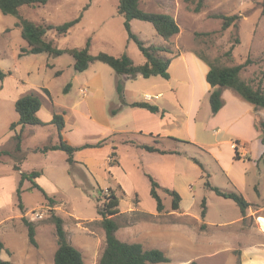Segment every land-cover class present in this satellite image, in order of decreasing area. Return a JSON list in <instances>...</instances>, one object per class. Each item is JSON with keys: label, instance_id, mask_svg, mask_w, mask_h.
Masks as SVG:
<instances>
[{"label": "crops", "instance_id": "0c3cea01", "mask_svg": "<svg viewBox=\"0 0 264 264\" xmlns=\"http://www.w3.org/2000/svg\"><path fill=\"white\" fill-rule=\"evenodd\" d=\"M16 18L14 26L22 33V27L17 24L19 18ZM5 29L0 25V34ZM2 54L7 56V53ZM55 57L48 53L18 55L23 63L17 64L16 70L9 71L18 90L14 101L29 93L40 97L42 106L37 114L47 124L34 126H47L57 131V140L47 144L60 140L57 126L50 122L55 112L64 111L63 138L75 146L92 145L82 149L113 144L114 150L101 160L104 165L110 162L115 165L111 166L112 171L118 170L125 178L129 177L130 168L145 171L142 173L145 179L151 182L152 176L159 187L163 185L162 176L169 175L164 185L179 193V208L174 210L172 205L170 208L164 207V214L171 216L169 222L144 227L149 237L152 231H159L164 243L151 248H160L165 253L176 249L186 250L188 264L192 261L200 264L202 259L214 257V250L219 248L231 253L240 251L242 264H264V230L259 222V217H264V142L262 130L257 126L258 121H264V107L256 108L234 89L226 87L222 92L224 104L217 113H213L210 104L213 88L206 79L209 65L198 53H177L173 56L169 69L172 66L174 69L184 67L187 72L186 78L177 81L169 80L173 78L171 72L169 79L159 75L147 78L142 75L136 78L116 76L113 84L107 78L109 69L105 65L94 62L85 71L77 72L74 59L70 65H73L75 73L71 82L67 83L70 87L68 94L76 82L79 84L80 98L71 105L68 102L60 103L55 98L52 86L58 77L65 74V68L57 63ZM77 73L82 74L81 79ZM141 77L147 80L139 81ZM118 78L123 81V98L117 91ZM84 89L86 94L82 92ZM146 94L151 98H146ZM136 102L156 106L157 110L133 105ZM114 108H118L115 113ZM33 130L38 129L33 127ZM25 140L23 136L22 151H35L42 146L32 145L25 149ZM234 141L238 142V147L233 146ZM99 142L101 146H95ZM144 146L154 147L158 151L148 150ZM80 150L74 153V159ZM42 154L57 156L69 163L63 150H49ZM27 159L28 156H24L17 163L21 171L29 172L25 169ZM89 159L93 160L92 157ZM90 160L86 159L87 164L91 163ZM84 162L75 159L73 164L83 167ZM15 164L9 163L0 176L11 174L17 179V195L21 171L14 168ZM53 166L38 169L41 171L36 178L38 184L41 185L48 177L54 178ZM27 181L23 182L22 188ZM207 182L223 191L243 195L249 203L246 214H242L234 200L217 194ZM200 184L202 188L196 189ZM100 188H110L117 195L111 185ZM2 192L0 187V202L8 198ZM118 209L116 215L137 209L148 216L158 217L162 214L157 208L146 211L131 203L122 209L120 201ZM204 209L205 215H202Z\"/></svg>", "mask_w": 264, "mask_h": 264}, {"label": "rangeland", "instance_id": "374dc122", "mask_svg": "<svg viewBox=\"0 0 264 264\" xmlns=\"http://www.w3.org/2000/svg\"><path fill=\"white\" fill-rule=\"evenodd\" d=\"M198 1L141 0L140 7L147 11H168L176 17L181 31L171 40L170 47L174 53H201L211 59L218 58L226 65L244 63L250 58L252 62L241 72V76L245 80H251L255 85L261 84L264 88V0H203L202 9L196 12L195 6ZM118 4L119 0H50L46 4L34 7L24 5L20 8V15L35 22L49 24H63L81 17L69 34L58 35L51 29L47 32L48 39H52L59 48L85 47L90 40L92 54L106 52L118 56L126 52L136 64H140L145 61V57L136 42L130 39L125 27V17L118 12ZM220 14H239L241 18L237 26L232 25L223 29V20L217 16ZM16 19L14 15L0 12V25L6 28L5 32L0 34V69L8 73L0 80V150H9L12 153L1 156V162L7 164H0V174L5 172L9 163H20L24 156H28L25 164L28 171L38 170L40 167L47 169L54 165L55 170L52 171L54 178L44 179L41 185L56 201L54 209L64 219L68 241L82 251L85 264H99L105 248V231L101 224L99 208L104 206L106 195L111 191L110 188L102 189L100 186L111 185L115 188L122 209L131 203L137 208L140 206L143 210L152 211L157 208V201L151 195V182L142 175L145 171L130 168L129 177L125 178L118 170L112 171L111 166L115 165L111 162L104 165L101 160L114 150L111 143L95 149L80 150L75 159L85 161L83 167L77 164L70 165L57 156H45L36 149L15 152L16 131H23L26 139L23 143L25 149L32 145L43 147V144L57 140V131L47 126L28 124L24 130L21 125L16 129L10 127L13 122L18 121L19 114L14 101L18 90L9 71L16 70V65L23 63L18 58V53L21 51V45H27L22 33L14 26ZM131 26L132 31L146 44L161 46L165 43V39L156 32L152 23L135 19ZM2 53H7V56ZM225 53H232V59ZM59 56L55 58L58 64L64 66L65 74L55 80L52 88L58 102H68L71 105L80 98L78 83L75 82V87L69 94L70 87L65 89L75 73L73 65H70L73 64L74 57L68 53ZM95 63H101L109 69L107 78L113 84L117 77H121L108 64ZM169 71L173 74V78L169 80L177 81L187 77L184 67L174 69L172 66ZM78 75L81 79L82 74ZM146 80L144 77L139 78V81ZM33 127H37L38 130H33ZM91 157L92 161L89 159ZM86 159L91 163L87 164ZM113 173L115 175H112ZM5 175L0 176V187L8 197L0 202V239L5 245L2 258L10 260L12 264H55L54 255L59 246V238L43 192L30 188V182L27 181L25 187L23 185L25 190L22 192L24 204L22 210L15 193L18 181L11 174ZM168 180L169 175H163L161 178L163 185L158 188L166 208L172 205V197L165 192L170 188L169 185H164ZM197 188L201 189V184L196 186ZM164 212L165 209L157 217L145 215L137 209L116 215L115 218L120 225L118 237L127 242L143 243L147 248L161 246L164 243L160 239L159 231H152L149 237L144 227L169 222L171 216L165 215ZM24 216L35 223L37 245L29 241ZM259 222L260 225L264 223V217H259ZM214 252V257L204 258L200 264H238L241 259L238 250L231 253L219 248ZM167 254L171 256V261L157 264H188L186 250L176 249Z\"/></svg>", "mask_w": 264, "mask_h": 264}, {"label": "trees", "instance_id": "16d2710c", "mask_svg": "<svg viewBox=\"0 0 264 264\" xmlns=\"http://www.w3.org/2000/svg\"><path fill=\"white\" fill-rule=\"evenodd\" d=\"M50 0H0V11L4 14H11L19 18L18 25L22 27V36L26 40L27 45L21 48L20 56L31 53L47 52L50 55L59 56L64 53L71 54L74 59V68L77 72L85 71L91 63L103 62L108 64L114 69L118 75H127L131 78H136L138 75L144 77L159 75L163 78H170L169 67L174 53L170 47L171 40L174 36L178 35L181 31L180 25L174 15L167 12L159 11H147L140 7L141 0H119L118 12L125 17V27L128 31L130 39H133L138 45L139 49L146 58V61L141 64H136L129 54L122 53L115 56L106 52H100L98 54H92L90 52V40L87 41L85 47L81 48H59L55 46L52 39H48L47 32L54 29L58 35H66L71 32V29L77 24L81 17L69 20L63 24L54 23H42L35 22L30 19L24 18L20 15V7L36 6L46 4ZM203 7V0H199L195 6V11L199 12ZM222 18V28L227 29L230 26H237L241 18L239 14L217 15ZM134 19L143 20L152 23L156 32L165 39L163 45L146 44L137 34L132 31L131 21ZM200 57L206 61L209 65V71L207 72L206 79L211 84L213 90L210 94V104L213 113H217L224 104L222 97L223 89L228 87L238 92L245 100L254 104L256 108L264 107V88L261 84L255 85L251 80H245L241 76V72L245 67L251 63V59L248 58L244 63L226 65L222 64L218 58L211 59L205 54L198 53ZM225 55L232 59V53H225ZM51 67V65H49ZM59 73V72H57ZM8 73L0 69V80H3ZM69 84L65 87L68 89ZM117 91L120 98H123L124 85L122 80L117 82ZM133 105L146 107L152 111H156L157 107L146 103L136 102ZM42 106V101L35 93H29L21 96L15 102L16 110L19 114V119L11 124L12 129H16L18 125H46L47 123L42 121L38 117V111ZM118 108H114L113 112H117ZM64 111L55 112L53 119L50 123L57 126L59 130L60 140L57 143H49L43 147H38L36 150L41 152H47L49 150H63L67 153V160L70 164L75 162L74 153L82 148L92 146L91 144H84L81 146H75L70 144L62 136V129L64 128ZM257 126L262 130L263 142H264V121L260 120ZM15 152L22 151V132L16 131L15 136ZM99 142L95 146H100ZM148 150L155 151L158 149L150 146H144ZM11 155L9 150H0V161L2 155ZM16 170L21 171V167L17 164L14 165ZM41 175V171L32 170L29 172L21 171V182L17 189V196L19 199V207L23 210L24 205L22 202V184L25 180L31 181L32 189H39L43 192L44 197L47 200V205L50 208L51 220L55 225L56 232L59 238V246L54 255L55 264H85L83 253L76 246L71 244L67 239L66 230L64 227V219L62 216L55 212L54 204L55 199L46 192V190L36 182V178ZM151 180V195L157 201V210L162 212L164 210V204L161 196L159 195L158 182L150 176ZM207 185L214 190L217 194L226 198L234 200L241 209L243 215L246 214V208L249 203L246 201L243 195L232 191H223L220 188L211 185L207 182ZM167 193L172 197V208L178 209L180 203V195L176 190L167 189ZM119 197L110 191L106 195V201L104 206L99 208V213L102 216L101 224L105 231V248L101 255L99 264H157L171 261V258L160 248H145L142 243L139 242H127L121 240L117 231L120 227L115 216L119 212ZM205 215V209L202 212ZM23 221L28 228L29 241L33 245H37L36 241V228L35 223L25 216ZM5 249L4 242L0 239V264H12L10 260L3 259L1 254ZM191 264H198L196 261H192ZM238 264H242L239 259Z\"/></svg>", "mask_w": 264, "mask_h": 264}, {"label": "built area", "instance_id": "2783aa9c", "mask_svg": "<svg viewBox=\"0 0 264 264\" xmlns=\"http://www.w3.org/2000/svg\"><path fill=\"white\" fill-rule=\"evenodd\" d=\"M82 92H83L84 94H86V89L82 90ZM145 97H146V98H151V95L146 94ZM233 146H234V147H238V142H237V141H234V142H233Z\"/></svg>", "mask_w": 264, "mask_h": 264}, {"label": "bare ground", "instance_id": "6f19581e", "mask_svg": "<svg viewBox=\"0 0 264 264\" xmlns=\"http://www.w3.org/2000/svg\"><path fill=\"white\" fill-rule=\"evenodd\" d=\"M261 227H262V229L264 230V223H261Z\"/></svg>", "mask_w": 264, "mask_h": 264}]
</instances>
